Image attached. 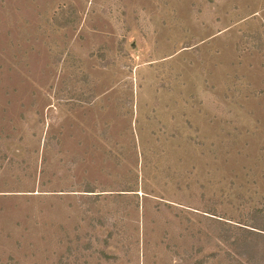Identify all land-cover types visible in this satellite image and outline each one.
Here are the masks:
<instances>
[{
  "label": "rangeland",
  "instance_id": "1",
  "mask_svg": "<svg viewBox=\"0 0 264 264\" xmlns=\"http://www.w3.org/2000/svg\"><path fill=\"white\" fill-rule=\"evenodd\" d=\"M255 227L264 0H0V264H264Z\"/></svg>",
  "mask_w": 264,
  "mask_h": 264
},
{
  "label": "trees",
  "instance_id": "2",
  "mask_svg": "<svg viewBox=\"0 0 264 264\" xmlns=\"http://www.w3.org/2000/svg\"><path fill=\"white\" fill-rule=\"evenodd\" d=\"M255 228H257V229L260 230V232H256L257 235H260V236L264 237V229H261V228H258V227H255ZM254 232H255V231H254Z\"/></svg>",
  "mask_w": 264,
  "mask_h": 264
}]
</instances>
